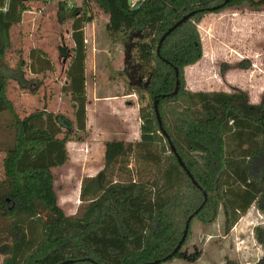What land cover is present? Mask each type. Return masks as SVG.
<instances>
[{"label": "trees", "instance_id": "trees-1", "mask_svg": "<svg viewBox=\"0 0 264 264\" xmlns=\"http://www.w3.org/2000/svg\"><path fill=\"white\" fill-rule=\"evenodd\" d=\"M29 1L0 0V114L9 111L14 118V141L2 159L0 177V219L7 223L0 253L6 256L5 264L155 262L177 247L205 193L207 201L192 221L213 223L222 208L227 233L264 197V98L252 103L240 88L193 91L185 74L186 67L203 58L199 23L205 15L230 8L247 10L246 4L249 11L259 12L264 0L226 4V0H142L137 9L128 0H85L83 6L70 8L60 1L58 22L72 23L74 47L61 45L59 52L70 59L63 91L71 95L73 120L47 110L20 118L7 96L3 59L11 46L12 28L30 10ZM93 3L107 16L112 42L131 39L130 48L136 50L128 60L137 63L141 79L129 91L141 106V139L105 143L103 169L82 180L81 203L75 214L68 215L59 204L53 169L70 161L67 144L83 142L87 134L86 26L94 20L89 11ZM193 11L196 14L166 37L158 53L163 35ZM30 60L35 74L55 68L49 54L40 49L31 51ZM24 65L21 61L16 75L22 87L27 85L21 73ZM251 66L247 59L237 63L242 70ZM155 101L164 130L198 186L163 134ZM192 125L209 130L210 137L191 130ZM258 239L264 244L263 232H258Z\"/></svg>", "mask_w": 264, "mask_h": 264}, {"label": "rangeland", "instance_id": "rangeland-1", "mask_svg": "<svg viewBox=\"0 0 264 264\" xmlns=\"http://www.w3.org/2000/svg\"><path fill=\"white\" fill-rule=\"evenodd\" d=\"M60 1H66L69 8L83 6L85 3V0H30L28 4L31 11H27L25 23L11 30V46L4 56L5 68L2 72L8 75L7 96L13 102L20 118L34 111L47 110L74 119L71 95L63 91L68 83L67 70L70 59L61 56L58 49V44L70 50L74 47L70 32L72 23L58 22L57 12ZM243 8L248 10V4ZM40 10L43 12L42 16L38 15ZM36 11L37 13H34ZM89 11L94 17V29L99 34L100 42L106 43L108 38L111 39L106 30V14L95 3L89 6ZM220 20L221 18L213 24L214 30L203 28L201 31L205 57L200 67L206 74L204 81L206 83L216 81L227 92H232L236 88L243 89L249 94L252 103H260L264 98V17L249 23L237 22L235 25ZM42 23H44L42 32L35 33L40 30L39 25ZM56 32L65 39L55 42L53 33ZM110 39L107 41L109 53L100 60L104 65L105 79L99 80V88L102 92L116 89L111 81L120 80V72H114L118 66L123 69L121 75L124 77V82L127 79L125 75H128L127 81L130 82L126 85L128 88L138 85L141 78L136 74L137 63L134 60L130 63L128 60L136 51L130 48L131 39L126 43L121 42L127 56L122 57L120 62L114 58L112 52L120 41L118 40L115 45ZM87 40L86 35V45H88ZM33 49H40L49 54L54 62V70L40 74L32 73L29 65L30 53ZM246 59L252 63L251 68L239 69L237 63ZM21 61L25 62L24 71L21 72L27 82L25 87L16 80ZM130 65H133L132 70H129ZM212 89H218V86L213 85ZM13 121L11 112L0 114V177L3 175L2 159L6 149L14 141ZM117 128V132L122 133L121 128ZM190 128L197 133L205 134L204 137H210L209 130H198L193 125ZM78 146L77 142L72 143L68 148L71 154L70 161L64 166L53 169L59 204L66 214L70 213L72 208L75 213L77 212L81 203L82 180L90 174L95 175L101 167L98 150L81 149ZM93 163H98V166ZM92 165L96 169H91ZM134 165L135 163L131 161L130 167ZM6 225L7 223L0 219V241L7 239V234L4 232ZM258 232L264 234V197L260 198L228 233L222 208L213 223L207 224L194 219L180 254L164 264H264V244L259 241ZM5 259L6 256L0 253V264H5Z\"/></svg>", "mask_w": 264, "mask_h": 264}, {"label": "crops", "instance_id": "crops-1", "mask_svg": "<svg viewBox=\"0 0 264 264\" xmlns=\"http://www.w3.org/2000/svg\"><path fill=\"white\" fill-rule=\"evenodd\" d=\"M29 11H31V9ZM39 12L40 14L38 15L42 16L43 12H41V10ZM263 12L264 10L253 12L249 10H237L230 8L219 13H210L205 15L199 23V31L201 34L203 28H211V30H214L213 24L219 21L220 18V21L226 20L224 23L233 25H235L237 22L249 23L251 21H254L255 19L263 18ZM26 13L27 12H25L24 14L22 22L17 26H22L25 23ZM34 13H37V11ZM93 23L94 22L88 23L86 26V35L88 37L86 61L88 115L87 134L85 141L77 142V145H79L78 147L81 149L88 148V150L93 149V151H99L101 156V167L98 169V171H96V175L100 170L103 169L105 164V143L107 141L116 139L128 142L141 139V122L139 117V109L141 106L139 104L138 98H136L137 95L130 92L129 88L126 86L130 83L129 81H127L128 75H125V78L127 79L124 82V77L121 75V71H123V69H120L119 66L118 69L114 70V72H120V80L111 81L116 89L113 91L102 92V90L99 88V80L105 77L104 65L100 60L103 56L109 53V46H107L109 42L107 41L110 38L107 39L106 43H101L98 38L99 34L95 31L96 29H94ZM43 24L44 23L39 25L40 30L35 31V33L40 34L42 32ZM70 32L72 33V31ZM59 35L60 33L58 32L53 33L55 42H59L60 40L63 41L65 39V37ZM60 46L61 45L58 44V49ZM112 52H114V58H116V60L118 59L119 62L122 61V57L127 56L123 45H121V42H118V46L115 47ZM204 57L205 56L203 54V58L199 62L194 65L188 66L185 69L186 80L189 89L193 91H226L221 85L217 84L216 81L212 83H206L204 81V77L206 76V74L203 73V70L200 67V64L202 63ZM106 58L110 59V57ZM213 85H217L218 89H212ZM127 101H130V104H127ZM117 127L121 128L122 133L119 134L117 132ZM72 143L74 142H69L67 144L68 148H70V145ZM93 164H96V166H98V163ZM94 165L90 166V168L96 169ZM88 176L94 175L90 174ZM73 210L74 208H72L71 211H69L70 213L68 214H75V211Z\"/></svg>", "mask_w": 264, "mask_h": 264}, {"label": "water", "instance_id": "water-1", "mask_svg": "<svg viewBox=\"0 0 264 264\" xmlns=\"http://www.w3.org/2000/svg\"><path fill=\"white\" fill-rule=\"evenodd\" d=\"M230 0H226L224 4L228 3ZM129 4L132 5V7L134 9H137L138 7L141 6L142 4V0L141 1H138V2H134V0H128ZM197 11H193V12H190L188 13L187 15H185L182 19H180L177 23H175L164 35L163 37L161 38L160 40V43H159V47H158V53L160 51V47L163 43V41L166 39L167 36H169L178 26H180L182 23H184L185 21H187L188 19H190L192 16H194V14H196ZM176 72H177V75H178V70L176 68ZM179 84L180 82L178 81L177 82V88H176V92L178 91L179 89ZM155 112H156V115H157V118H158V121H159V125L163 131V134L167 137V139L169 140L170 142V145H171V148H172V151L174 152V154L176 155L180 165L183 167V169L186 171V173L189 175V177L191 178L192 182L198 186L196 180L194 179L193 175L191 174V172L187 169L185 163L183 162L182 158L180 157V155L178 154L175 146L173 145L172 141L170 140V137L169 135L167 134V132L164 130L163 128V125H162V119H161V116L159 114V109H158V101H155ZM205 201L203 203V205H201V207L195 212L193 213L187 220L186 222V226H185V230H184V234L182 236V239L180 240L179 244L177 245V247L173 250V252L168 255L167 257L163 258L162 260L163 261H167L168 259H171L173 258L183 247L186 239H187V236L189 234V230H190V224H191V221L192 219L195 217V215L201 210V208L204 206L205 202L207 201V194L205 193ZM162 260H156L155 262H149V263H145V264H159ZM71 261H68V262H65V263H61V264H66V263H70Z\"/></svg>", "mask_w": 264, "mask_h": 264}, {"label": "built area", "instance_id": "built-area-1", "mask_svg": "<svg viewBox=\"0 0 264 264\" xmlns=\"http://www.w3.org/2000/svg\"><path fill=\"white\" fill-rule=\"evenodd\" d=\"M138 1H141V0H134V2H138ZM8 5H9V2L7 1L5 6L2 8V11H7L8 10Z\"/></svg>", "mask_w": 264, "mask_h": 264}]
</instances>
